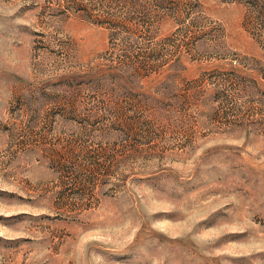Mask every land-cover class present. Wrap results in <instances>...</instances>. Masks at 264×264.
<instances>
[{
  "label": "rangeland",
  "instance_id": "rangeland-1",
  "mask_svg": "<svg viewBox=\"0 0 264 264\" xmlns=\"http://www.w3.org/2000/svg\"><path fill=\"white\" fill-rule=\"evenodd\" d=\"M0 264H264V0H0Z\"/></svg>",
  "mask_w": 264,
  "mask_h": 264
}]
</instances>
